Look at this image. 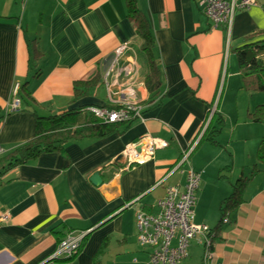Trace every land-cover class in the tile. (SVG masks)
<instances>
[{
  "label": "crops",
  "instance_id": "crops-1",
  "mask_svg": "<svg viewBox=\"0 0 264 264\" xmlns=\"http://www.w3.org/2000/svg\"><path fill=\"white\" fill-rule=\"evenodd\" d=\"M136 5L155 40L162 75L163 98L145 111L147 65L124 0H0V108L7 113L0 124L3 154L34 137L37 116L80 108L75 116L80 126L98 120L89 108L118 107L113 92L119 87L111 85L113 76L107 80L111 88L105 86L103 69L124 43L136 54L134 96L142 105L140 117L127 127L117 125L107 136L70 140L60 152L0 166V215H7L0 224V264H148L150 250L136 240V216L158 213L157 201L167 187L184 189L189 168L201 175L199 202L211 190L207 199L220 203L230 195L234 178L250 176L256 161L250 155L252 165L232 166L220 148L213 153L210 147L218 145L201 138L213 108L223 119L236 108L239 117V94L251 98L256 93L240 88L235 64L232 70L224 60L234 49L264 40V0L236 11L229 37L222 27L211 28L198 0H136ZM97 77L92 94L74 99L75 82ZM16 84L20 108L10 111ZM255 124L245 118L233 126L232 135L246 128L252 135ZM145 135L168 146L143 164L127 166L122 151ZM189 150L188 163L178 166ZM228 165L230 170L222 173L228 179H220ZM95 172L98 185L90 181ZM243 199L214 243L216 264H264V174L250 179ZM197 205L194 222L209 226L203 222L207 209L201 215ZM67 233L85 235L77 255L50 259ZM193 240L199 249L193 264H200L202 247ZM189 248L190 243L179 264L194 260Z\"/></svg>",
  "mask_w": 264,
  "mask_h": 264
},
{
  "label": "built area",
  "instance_id": "built-area-1",
  "mask_svg": "<svg viewBox=\"0 0 264 264\" xmlns=\"http://www.w3.org/2000/svg\"><path fill=\"white\" fill-rule=\"evenodd\" d=\"M198 4L210 21L211 28L222 27L229 37L236 11L255 5V0H198ZM135 55L128 43L121 44L114 49L103 69L105 86L109 89L113 84L116 88L119 87L117 92H113L118 96L119 106L115 109L91 107L89 110L106 123L124 122L140 117L142 106L134 96V87L138 78ZM111 76L115 80L110 85L107 80ZM18 88V84L13 87L14 99L10 111H17L20 108ZM140 142L126 146L122 151L121 158L125 159L127 166L143 164L153 158L156 150L168 146L166 141L148 135H145ZM190 152L189 150L183 153L178 166L188 163ZM2 154L3 149L0 147V155ZM200 178L199 173L189 168L184 189L180 191L177 187H167L164 198L157 201L158 213L138 212L136 240L138 245L150 250L148 264H178L187 257V248L193 238H198L200 244L205 240L206 248L210 245L209 240L206 239L208 227L193 222L196 199L194 193L199 186ZM6 219V214L0 215V224ZM84 236V233L77 235L67 233L58 243L50 259H71L76 256ZM204 256L206 260L211 259L208 263L210 264L213 254L206 253Z\"/></svg>",
  "mask_w": 264,
  "mask_h": 264
},
{
  "label": "trees",
  "instance_id": "trees-1",
  "mask_svg": "<svg viewBox=\"0 0 264 264\" xmlns=\"http://www.w3.org/2000/svg\"><path fill=\"white\" fill-rule=\"evenodd\" d=\"M124 1L127 18L133 24L137 37L141 40L140 51L144 55L147 65V73L143 83L149 93V97L144 103H141L145 111L152 105L159 104L163 98L162 75L154 55L155 40L146 18L137 8L136 0ZM262 33H264V31H262ZM233 53L235 54L237 70L240 77V88L247 92H264V40L236 48L233 50ZM98 82V77L89 81L75 82L73 85L74 99L92 94ZM18 92H20V89ZM22 92L27 95L25 90ZM80 110V108L70 109L62 114L48 117L37 116L36 133L34 137L15 147L10 152L0 155V166L3 165L5 168H10L31 161L43 153L60 152L70 140L107 136L114 132L117 125L124 124L127 127L135 120V118H133L124 122L106 123L97 118L98 120L82 122L80 126H77L79 124L76 123L75 116L80 113ZM6 114L0 108V124L3 122ZM247 119L251 123H264V104H258L252 112H248ZM223 124L224 119L218 110H216L210 118L201 140L218 145L217 137L220 136L223 130ZM255 159V163L250 168V176H239L235 182L231 184L232 191L230 195L220 201L218 205L219 218L217 222L210 228L207 226L208 232L206 234V239L209 240L210 245L206 248V241L204 240V242L201 243L202 254L200 264H208L210 262L211 259H205L204 255L206 253L213 254V260L210 264H216L214 243L219 239L222 227L232 222L230 220L231 215L244 203L243 195L250 179L255 175L264 174V134L261 136L259 145L256 149ZM224 170H230V165L221 171V174H219L220 179H228V177L222 174ZM196 191L194 193L195 197Z\"/></svg>",
  "mask_w": 264,
  "mask_h": 264
},
{
  "label": "rangeland",
  "instance_id": "rangeland-1",
  "mask_svg": "<svg viewBox=\"0 0 264 264\" xmlns=\"http://www.w3.org/2000/svg\"><path fill=\"white\" fill-rule=\"evenodd\" d=\"M225 34H226V32H225ZM138 53H139V56H141L140 51ZM224 61H225L226 66L228 64L229 67H232V70H233V64H235V70L237 69L236 58H235V54L233 52H230L229 54H227V56H225ZM222 83H223V79H222V82L219 86L220 89H219V92L217 93V96H216L217 98L221 95L222 88H223ZM248 95L249 94L246 92L245 93L241 92V94H239V107H238V110L240 113L239 117L237 115L236 108H235V110H233V112L231 110L226 111L223 128H226L227 130H225V132L223 133L221 138L220 137H219V139L217 138L218 146H211L210 147L213 150V153L215 151H219V148H220L221 151L224 152V155L227 157L228 164H231V165L232 164L239 165L240 163L242 165L249 164L250 161H247V157L250 159V156L255 161L256 160L255 159V152H256V149L259 145V139H257V138H258V136H260L262 129H263L262 136L264 134V123H257L254 125L253 131L251 132V134L254 136L250 135V133L248 132L249 131L248 128H246L245 131L238 130L240 132L239 135H237V132H235L234 135H232L233 126L235 124L242 125L244 122V119L247 118V113H246L247 104H250L252 106V107L250 106L251 107L250 112H252L254 110L256 105L264 104V92H258V93L256 92L253 94V97H251V98H249ZM214 110L215 109L213 108V110L211 112V117H212L213 113L216 111V110L215 111ZM245 115H246V117H245ZM241 128L242 127H239V129H241ZM211 152L212 151H209V153H211ZM218 161H216L215 163H217ZM234 161H235V163H234ZM252 164L253 163H250V165H252ZM236 171L238 172L237 168H236ZM262 178H263V176H260L257 179H262ZM235 180H236V178H234L232 182H235ZM208 188L213 189L212 185L210 187L208 185ZM208 194H211V190H206L205 199H202L200 202L198 201L197 194H196L195 205H197V203L199 202L198 203L199 206L198 205L197 206L201 210L200 211L201 215H203L205 210L207 209V211L205 212L206 218H205V220H203V222L206 221L207 222L206 224H208L209 228H210L213 225H215V223L217 222V220L219 218V213H218L219 203L217 202V200L215 201L211 197L209 199H207ZM199 195H200V191H199L198 197H199ZM189 252L194 257V260H190V262L193 264L195 261V257L198 256V252H199V249H198L194 240H192L190 242ZM188 263H189V261H188ZM191 263H189V264H191Z\"/></svg>",
  "mask_w": 264,
  "mask_h": 264
},
{
  "label": "water",
  "instance_id": "water-1",
  "mask_svg": "<svg viewBox=\"0 0 264 264\" xmlns=\"http://www.w3.org/2000/svg\"><path fill=\"white\" fill-rule=\"evenodd\" d=\"M90 181L94 184V185H98L101 182V178L98 172H95L92 177L90 178Z\"/></svg>",
  "mask_w": 264,
  "mask_h": 264
}]
</instances>
